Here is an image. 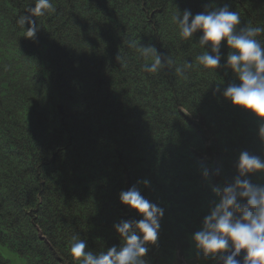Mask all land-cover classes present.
Listing matches in <instances>:
<instances>
[{"label":"trees","instance_id":"trees-1","mask_svg":"<svg viewBox=\"0 0 264 264\" xmlns=\"http://www.w3.org/2000/svg\"><path fill=\"white\" fill-rule=\"evenodd\" d=\"M35 3L0 0V264H10L3 248L26 264H78L76 235L86 251L119 248L113 225L142 218L119 200L133 185L164 211L143 259L177 264V249L192 257L214 176L220 184L237 175L241 151L264 157V140L258 118L222 95L240 83L223 67L226 41L222 67L205 69L195 60L203 33L182 39L171 16L227 5L238 29L264 27V0H52L55 11L34 16L40 29L27 38L17 21ZM130 42L172 63L143 71L152 61Z\"/></svg>","mask_w":264,"mask_h":264},{"label":"clouds","instance_id":"clouds-1","mask_svg":"<svg viewBox=\"0 0 264 264\" xmlns=\"http://www.w3.org/2000/svg\"><path fill=\"white\" fill-rule=\"evenodd\" d=\"M49 11H55L52 0H36L35 6L27 10L30 14L18 18L21 28L26 27L27 38L35 37L40 29L33 17ZM240 19L238 12L230 11L225 5L194 17L189 10L181 13L177 9L171 16V23L176 25L179 36L184 40H193L198 30L203 33L198 45L205 51L195 60L205 69L222 67L220 45L221 41H226L231 51L223 67L230 68L240 83L229 84L222 95L234 106L250 111L258 118L259 136L264 140V44L258 39L264 34V27L246 25L238 29ZM208 45L212 54L206 50ZM129 46L144 60L152 61L142 66L143 71L148 73H156L172 63L151 44L130 42ZM191 67L192 63L188 62L177 67L176 72L183 76L185 70ZM214 91L220 92V88ZM206 144L209 146L210 141ZM235 166L237 175L230 181L219 184V176H214V198L209 202V211L202 220L201 228L192 235V245L196 248V263L193 264H206L209 260L216 261L213 264H264V184L253 183L248 178L254 173H264V157L241 151ZM203 176L208 179L207 169L203 171ZM141 183L147 186L149 181H137V184ZM119 200L142 218L122 219L115 223L113 228L122 244L119 248L112 246L106 252L86 251V241L79 235L73 236L69 252L78 264L148 263L143 257L149 251L147 245L157 241L164 211L145 198L137 185L121 191ZM40 235L39 231L41 239ZM242 251L241 260L237 257ZM176 259L177 264H188L179 249L176 250Z\"/></svg>","mask_w":264,"mask_h":264},{"label":"rangeland","instance_id":"rangeland-1","mask_svg":"<svg viewBox=\"0 0 264 264\" xmlns=\"http://www.w3.org/2000/svg\"><path fill=\"white\" fill-rule=\"evenodd\" d=\"M259 183L258 184H264V173H260V177L258 179ZM195 246L192 245V249H194ZM1 253L3 257L7 260L10 261V264H26L22 259H20L16 254H13L11 251L8 249L3 248L1 250ZM191 255L187 254L186 255V261L188 264H193L196 263V248L193 251H190ZM215 261L214 260H209L206 262V264H213ZM147 264H150L149 262Z\"/></svg>","mask_w":264,"mask_h":264},{"label":"water","instance_id":"water-1","mask_svg":"<svg viewBox=\"0 0 264 264\" xmlns=\"http://www.w3.org/2000/svg\"><path fill=\"white\" fill-rule=\"evenodd\" d=\"M40 237H41L42 240H44L43 237H42L41 235H40ZM243 255H244V252L242 251L241 254H240V256L237 257V258L242 260ZM216 264H217V263H216Z\"/></svg>","mask_w":264,"mask_h":264}]
</instances>
